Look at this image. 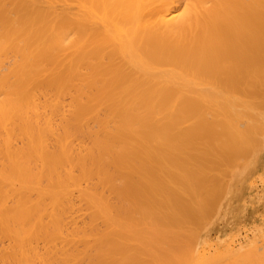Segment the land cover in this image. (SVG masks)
I'll list each match as a JSON object with an SVG mask.
<instances>
[{
  "label": "bare ground",
  "instance_id": "bare-ground-1",
  "mask_svg": "<svg viewBox=\"0 0 264 264\" xmlns=\"http://www.w3.org/2000/svg\"><path fill=\"white\" fill-rule=\"evenodd\" d=\"M263 98L264 0H0V264H178Z\"/></svg>",
  "mask_w": 264,
  "mask_h": 264
},
{
  "label": "rangeland",
  "instance_id": "rangeland-1",
  "mask_svg": "<svg viewBox=\"0 0 264 264\" xmlns=\"http://www.w3.org/2000/svg\"><path fill=\"white\" fill-rule=\"evenodd\" d=\"M262 101L264 102V98L263 99H260V102L261 103H262ZM262 116H260V120L261 121L264 120V116L263 117ZM262 123H263V125L261 124V127L260 126H259L260 128L258 127L259 129L256 128V134H254L255 133V130H253L254 133H252L253 131L251 133H249L251 135L252 139L255 138V136L259 134V133H257V130H261V128H262V130L264 131V121ZM242 129H244V127ZM262 130H261V134L262 135L259 134V136H256L257 139L256 138L253 139L252 140L253 142H252L251 146H249L250 148L252 147V149L255 148V147H256V149L259 148L258 150H255V149L252 150V149L249 148L250 151H251V152H249L248 151V147L246 149H245V147L243 148L244 151L247 150L248 153H252V156L248 157V159H246V160H244L245 159V157H244L243 163L240 162L241 163V166L243 165L242 167L237 166V164L239 163L238 161L241 160V159L238 160L239 157L238 158L236 157L237 159L235 158L236 165H234V166H233V164L235 162H233V160L231 162L229 161L226 164H221V167L220 168H222V166H223V168H225V169H220V170L218 169L220 171V173L222 171L223 174L221 175L222 176V178H221L220 175H219V173H218L217 174L218 177L216 176V179L217 178L219 179V177H220V180H223V182H225V183H222V184L220 183V185H222L221 191L219 189L220 188V185L216 184L217 186H219L218 189H219L220 193H217L216 196L218 198V201L216 200V203H214V204H217L218 203L217 204L218 207H217V209L216 208H212V210L215 209V210H217V212L211 210L209 212L210 214H212V216H209V219L210 218L211 219L209 220L208 218H206L207 216H205L206 219L205 218L203 219L202 224H200L199 226L196 227V228H198V230L195 228L196 229L195 230V239L197 241L194 244V248H193V251H192L193 253L188 254V256H185V258L180 257V259H179V257H178V259H176L177 262L179 260V263L178 264L181 263L180 260L182 261L181 264H184V263H186V264H212V263H214V264H232V262H231L232 260H233V262L235 264H242L243 263L242 262L243 259H245L246 257L247 258H246L245 262L247 260L249 262V260H250L251 264H258L257 263V259L259 258V254L261 253V250H263L262 246H264V243H263L264 240H262V239H264V229H263L264 228V186H263L264 185V132ZM257 140H259V141L263 140V141H261V144L259 143L260 147L255 142ZM242 151L241 152H238V153H235V154L240 155L239 153H243ZM255 151H256V153H255ZM245 155H249V154H245ZM241 156H242V154H241ZM233 157H234V155H233ZM232 162H233V164H232ZM229 164H231L233 168ZM225 166L227 168L229 167L228 168L229 169L228 172H227L228 169L226 170V167ZM239 167L241 168L240 171H239ZM223 175H224V177H223ZM220 180H218V182H220ZM253 180H255V181H253ZM254 182H256V183H254ZM223 184H226L224 186V189H223ZM235 184H236V186H235ZM238 185H239V187H238ZM228 187L231 188L230 189L231 191L229 190ZM253 189H255V191ZM222 191H223V193H222ZM227 193H228V197L229 198L226 197L227 196ZM218 194H219V196L221 198L218 197ZM260 196L262 198H260ZM219 199H220V201H219ZM224 199H225V201H223ZM257 203H258V205H257ZM225 205H226V207H225ZM262 206H263V208H262ZM254 208H255V210H254ZM259 208H261L262 210L259 209ZM220 209H222V211H219ZM257 210H258V213H257ZM212 212H214V213L216 212V213L214 214ZM218 212H219V215L216 217V215L218 214ZM209 213H208V215H209ZM213 215H214L215 218L213 217ZM254 215H255V217H254ZM219 217H220V219H219ZM221 218H222V220H221ZM218 219L220 221H218ZM261 219H263V220H261ZM204 221L206 222L207 225L205 224ZM216 221H218V223H216ZM213 223H216V224H214V226H213ZM217 224H218V226L216 227ZM202 225H203V228L201 227ZM218 227H220V228H218ZM222 227H224V228H222ZM257 230H260V231L258 232ZM245 235H246V237H245ZM204 236H205V238L207 240H205V238L203 239ZM238 236H240V237H238ZM256 236H257V238H256ZM212 237H214V238H212ZM208 238L211 239V240H209ZM227 238H229V239H227ZM213 240H214V243L211 244L210 242H212ZM249 240H251V241H249ZM252 240H253V242H252ZM259 240L262 241V242H260ZM208 241H210L209 242L210 245H206V244H208ZM220 241H223V242H220ZM238 242H240L239 245L237 244ZM249 242H252V243H249ZM216 244H217V246H216ZM240 244H241V248L242 249L244 248L243 250L245 252H243V250L240 248ZM257 244H258V246H257ZM252 245H253V248H252ZM254 246H255V248H258L259 247L257 249L258 251H260L258 253V258H255V257H257V253H256V256H255L254 253H252L251 255L252 256H255L254 257L255 259L254 258L252 259V256H250V259H249V256H248L249 253L248 252L250 251L251 248L254 249ZM197 247H198V249H197ZM210 247L213 250L210 249ZM236 247L237 248L239 247L238 251H237V248ZM234 248H236L235 249L236 251L234 250ZM195 249L197 250L196 252H195ZM248 249H249V251L246 252V250H248ZM252 249H251V252H252ZM207 250L208 251L210 250V251L208 252ZM220 250H222V251H220ZM255 250L253 252H256ZM203 251H205V255H204V252ZM240 251H241L242 254L247 253L248 255L246 254V257L245 256L244 257H241L243 255L240 256V254H241ZM194 253H196V255ZM193 255H195V256H193ZM217 255H218V257H216ZM236 255H237V257H235ZM189 256H191V257H189ZM206 256L207 257L208 256H210V257L211 256H215V257L214 258L211 257V260H210V258L209 257L207 258ZM238 256H240L239 258H241V260H242L241 263L240 262L237 263L235 261L236 258H237L236 259L237 261H240L238 259ZM186 257H188V259ZM226 257H228V258H226ZM142 258H144V259L146 258L147 259V257H145V256H142ZM204 258H207L206 260L207 261L209 260V263L208 262H205L203 260ZM185 259L188 260V261H186ZM195 259H196V263H195ZM251 259L254 260V261H251ZM261 259H263V257ZM184 260H185V262H184ZM228 260H229L230 263L228 262Z\"/></svg>",
  "mask_w": 264,
  "mask_h": 264
}]
</instances>
